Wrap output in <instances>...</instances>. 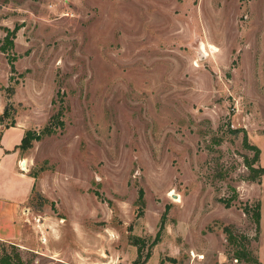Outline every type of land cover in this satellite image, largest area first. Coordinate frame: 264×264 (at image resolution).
I'll return each instance as SVG.
<instances>
[{
  "label": "rangeland",
  "instance_id": "374dc122",
  "mask_svg": "<svg viewBox=\"0 0 264 264\" xmlns=\"http://www.w3.org/2000/svg\"><path fill=\"white\" fill-rule=\"evenodd\" d=\"M0 114L42 134L0 264H264V0H0Z\"/></svg>",
  "mask_w": 264,
  "mask_h": 264
},
{
  "label": "crops",
  "instance_id": "0c3cea01",
  "mask_svg": "<svg viewBox=\"0 0 264 264\" xmlns=\"http://www.w3.org/2000/svg\"><path fill=\"white\" fill-rule=\"evenodd\" d=\"M26 128L16 123L0 132V239L18 238L26 203L32 196L36 178L22 170V139Z\"/></svg>",
  "mask_w": 264,
  "mask_h": 264
},
{
  "label": "trees",
  "instance_id": "16d2710c",
  "mask_svg": "<svg viewBox=\"0 0 264 264\" xmlns=\"http://www.w3.org/2000/svg\"><path fill=\"white\" fill-rule=\"evenodd\" d=\"M12 69H14V66L12 65ZM3 115L0 114V120H2ZM15 123L10 124V126H14ZM8 126V127H10ZM42 138V134L41 133H33L32 130H29L26 132L25 136L22 139V143L19 146L20 148H29L32 144L33 140H40ZM244 142L246 144V147L253 150L254 151V158L253 160H246V165L247 167L250 169V175L249 178L253 181L258 180L259 178H261L264 175V166H255V162L259 161L260 156H261V149L259 148V146H257L256 144L250 143L248 140V136L247 134L244 135ZM34 177H36V173L32 174ZM139 200L143 201V190H140V196H139ZM227 206H230L232 203L231 199H224L223 200ZM245 212L246 213H251L254 218H255V222L257 224V228L260 227L261 224V203L258 202L256 203L254 206L253 205H246L245 206ZM229 231V228H226ZM228 240L232 245H237L239 244L238 242V237L232 232L230 231L228 234ZM236 258H246V259H250L251 255H250V251L247 248H240V249H236L235 253ZM5 264H14L12 263V261L8 260L7 258L3 259ZM135 264H140L139 262H135Z\"/></svg>",
  "mask_w": 264,
  "mask_h": 264
},
{
  "label": "built area",
  "instance_id": "2783aa9c",
  "mask_svg": "<svg viewBox=\"0 0 264 264\" xmlns=\"http://www.w3.org/2000/svg\"><path fill=\"white\" fill-rule=\"evenodd\" d=\"M20 167H21V169H25V167H26V160L25 159H22L20 161Z\"/></svg>",
  "mask_w": 264,
  "mask_h": 264
},
{
  "label": "bare ground",
  "instance_id": "6f19581e",
  "mask_svg": "<svg viewBox=\"0 0 264 264\" xmlns=\"http://www.w3.org/2000/svg\"><path fill=\"white\" fill-rule=\"evenodd\" d=\"M171 194H172V195H175V196L177 197V198H176V200H177V201H179V200H180V198H181V197H180V195H176V194H175V193H173V192H172Z\"/></svg>",
  "mask_w": 264,
  "mask_h": 264
}]
</instances>
